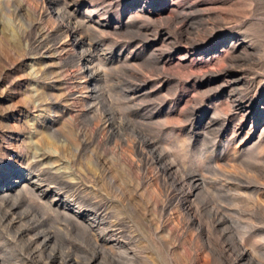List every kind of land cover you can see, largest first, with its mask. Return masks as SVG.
<instances>
[{
	"label": "rangeland",
	"instance_id": "rangeland-1",
	"mask_svg": "<svg viewBox=\"0 0 264 264\" xmlns=\"http://www.w3.org/2000/svg\"><path fill=\"white\" fill-rule=\"evenodd\" d=\"M0 264H264V0H0Z\"/></svg>",
	"mask_w": 264,
	"mask_h": 264
}]
</instances>
